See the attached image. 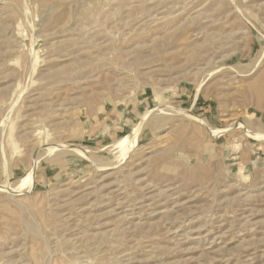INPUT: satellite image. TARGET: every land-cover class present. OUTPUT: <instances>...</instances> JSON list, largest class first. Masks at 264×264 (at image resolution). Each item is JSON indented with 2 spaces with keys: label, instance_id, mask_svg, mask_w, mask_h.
<instances>
[{
  "label": "rangeland",
  "instance_id": "rangeland-1",
  "mask_svg": "<svg viewBox=\"0 0 264 264\" xmlns=\"http://www.w3.org/2000/svg\"><path fill=\"white\" fill-rule=\"evenodd\" d=\"M0 264H264V0H0Z\"/></svg>",
  "mask_w": 264,
  "mask_h": 264
},
{
  "label": "bare ground",
  "instance_id": "bare-ground-1",
  "mask_svg": "<svg viewBox=\"0 0 264 264\" xmlns=\"http://www.w3.org/2000/svg\"><path fill=\"white\" fill-rule=\"evenodd\" d=\"M55 148V147H54Z\"/></svg>",
  "mask_w": 264,
  "mask_h": 264
}]
</instances>
